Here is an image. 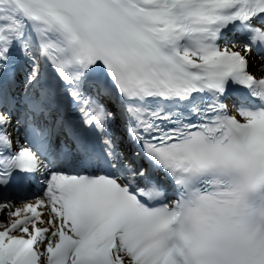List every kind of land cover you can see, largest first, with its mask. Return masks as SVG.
<instances>
[{"label": "snow or ice", "instance_id": "6c2138e0", "mask_svg": "<svg viewBox=\"0 0 264 264\" xmlns=\"http://www.w3.org/2000/svg\"><path fill=\"white\" fill-rule=\"evenodd\" d=\"M0 264H264V0H0Z\"/></svg>", "mask_w": 264, "mask_h": 264}, {"label": "bare ground", "instance_id": "6f19581e", "mask_svg": "<svg viewBox=\"0 0 264 264\" xmlns=\"http://www.w3.org/2000/svg\"><path fill=\"white\" fill-rule=\"evenodd\" d=\"M255 71V70H254Z\"/></svg>", "mask_w": 264, "mask_h": 264}]
</instances>
